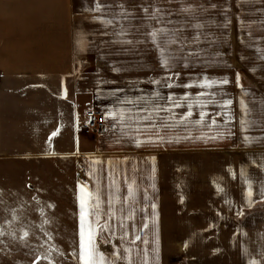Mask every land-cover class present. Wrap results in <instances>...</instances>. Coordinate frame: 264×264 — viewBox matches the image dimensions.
<instances>
[{"label":"crops","instance_id":"1","mask_svg":"<svg viewBox=\"0 0 264 264\" xmlns=\"http://www.w3.org/2000/svg\"><path fill=\"white\" fill-rule=\"evenodd\" d=\"M238 49H264V0H0V165L68 173L77 251L80 187L99 189L107 264H264V76L241 81Z\"/></svg>","mask_w":264,"mask_h":264},{"label":"rangeland","instance_id":"2","mask_svg":"<svg viewBox=\"0 0 264 264\" xmlns=\"http://www.w3.org/2000/svg\"><path fill=\"white\" fill-rule=\"evenodd\" d=\"M238 53L246 62L244 68L233 60L241 81L252 84V73L264 76V49H238ZM5 162L0 165V264H78L72 255L77 246L70 212L76 188L68 173L48 172L55 168L47 160ZM256 205L264 206V199ZM98 239L107 245L97 241L101 252L111 251L112 243ZM178 262L188 264L182 257Z\"/></svg>","mask_w":264,"mask_h":264},{"label":"snow or ice","instance_id":"3","mask_svg":"<svg viewBox=\"0 0 264 264\" xmlns=\"http://www.w3.org/2000/svg\"><path fill=\"white\" fill-rule=\"evenodd\" d=\"M97 10L100 9V5H96ZM145 12L148 11L147 8L144 9ZM157 13L163 15V10L157 8ZM161 17L153 16V19L159 20ZM107 23H111V21H107ZM152 40L156 47L160 50L161 53V63L165 67L169 66V58L165 55V44H166V36L167 33L165 29L161 28L150 33ZM175 42V41H170ZM215 81L211 83L206 82L203 86L204 87H212L215 84ZM222 83H228L227 80L222 81ZM171 86V85H169ZM187 86V85H186ZM159 95V94H157ZM200 95H203L201 93ZM168 99L171 100V97ZM232 103L231 100L225 101V105H230ZM242 108L244 107L243 101H241ZM180 104H175V107H181ZM188 112L178 117L179 122L187 121L189 117L192 116V104H188ZM159 111H169V109H164L162 107L158 108ZM205 113L201 112L199 114L200 119L196 120L195 123H201L205 118ZM145 119L151 120V117H145ZM213 124L215 120L212 121ZM53 136L56 135L55 132L52 133ZM139 143V142H138ZM80 195H79V203H80V229H79V246L78 251L73 252V257L77 259L78 264H107V256L105 253L101 252L98 246V237L104 231L108 230V225H99V220L102 214L101 204L103 201L101 200V194L99 189L95 192H89L86 187H80ZM248 196H252L251 190L248 192ZM115 198L110 197L107 201L109 206V218L111 217V208L114 203ZM154 207V206H153ZM92 217L93 219H89ZM99 225V229L98 226ZM147 227V225H145ZM27 235V234H25ZM137 239H140L137 237Z\"/></svg>","mask_w":264,"mask_h":264},{"label":"built area","instance_id":"4","mask_svg":"<svg viewBox=\"0 0 264 264\" xmlns=\"http://www.w3.org/2000/svg\"><path fill=\"white\" fill-rule=\"evenodd\" d=\"M86 120L81 124V129L85 134L92 135L94 133H98L104 129L105 121L104 115L102 111L88 108L85 111ZM79 179L85 180L86 173L83 170L78 172ZM102 247H106L107 245L103 244V242L98 239Z\"/></svg>","mask_w":264,"mask_h":264}]
</instances>
